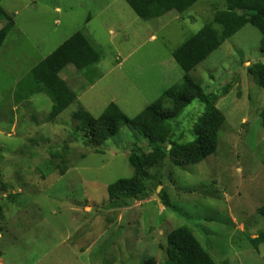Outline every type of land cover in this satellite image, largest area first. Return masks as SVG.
Listing matches in <instances>:
<instances>
[{
  "label": "rangeland",
  "instance_id": "obj_1",
  "mask_svg": "<svg viewBox=\"0 0 264 264\" xmlns=\"http://www.w3.org/2000/svg\"><path fill=\"white\" fill-rule=\"evenodd\" d=\"M1 7L14 24L0 46L4 264H167V238L179 227L215 264H264V245L250 243L264 235V73L256 74L264 54L255 28L243 26L189 73L224 116L214 154L196 165L167 156L150 170L142 193L112 200L108 186L134 175L129 155L155 145L124 126L91 146L73 113L98 118L113 103L136 117L182 81L172 53L225 10V1L198 0L182 15L148 21L124 0H3ZM77 32L99 62L60 73L77 99L48 122L52 102L30 94L31 70ZM206 107L193 101L158 146L194 141ZM45 161L55 171L42 178L38 166Z\"/></svg>",
  "mask_w": 264,
  "mask_h": 264
},
{
  "label": "trees",
  "instance_id": "obj_2",
  "mask_svg": "<svg viewBox=\"0 0 264 264\" xmlns=\"http://www.w3.org/2000/svg\"><path fill=\"white\" fill-rule=\"evenodd\" d=\"M0 0V46L13 28V19L1 7ZM198 0H124L135 15L143 21L159 18L166 13L183 14ZM226 9L216 11L212 21L198 33L188 38L172 53V58L184 76L179 84L166 90L155 102L146 107L133 119L126 117L113 103H110L98 117H92L87 111L78 109L72 118L78 129L91 146H99L117 135L127 126L141 137L155 145L152 152L145 154L135 150L128 157V163L134 170L130 179H121L107 188L109 199H130L143 192L149 172L161 164L167 156L185 165H196L214 154L224 116L215 107L199 84L190 78L189 73L217 50L227 39L234 36L243 26L250 25L261 36L259 51L264 54V0H224ZM218 27V29L216 28ZM99 62V54L91 47L80 32L73 34L53 53L39 62L31 70L33 87L31 95L44 94L52 102L47 116L51 122L60 113L76 102V94L60 79V73L73 66L77 72L89 70ZM264 73V64L256 68V74ZM193 101L207 105L204 115L193 127L195 140L185 145L171 142L163 148L159 144L170 140L172 129L170 122L180 115ZM1 160V156H0ZM55 167L50 161L38 166L41 177L53 173ZM264 219V205L259 210ZM254 248L264 245V235L250 240ZM1 257V252H0ZM143 264H156L146 261ZM167 264H215L207 252L200 246L190 230L179 227L167 238Z\"/></svg>",
  "mask_w": 264,
  "mask_h": 264
},
{
  "label": "crops",
  "instance_id": "obj_3",
  "mask_svg": "<svg viewBox=\"0 0 264 264\" xmlns=\"http://www.w3.org/2000/svg\"><path fill=\"white\" fill-rule=\"evenodd\" d=\"M190 9V8H189ZM188 9V10H189ZM186 12V11H185ZM184 12V13H185ZM183 13V14H184ZM180 15H182V14H180ZM162 17V16H161ZM160 18V17H159ZM111 32V31H110ZM112 33V32H111ZM148 40L149 41H151V42H154V41H156V35H155V33H153V32H149L148 33ZM0 240H3V236L1 235V233H0ZM0 252H1V257H0V264H4V260H3V253H2V251L0 250Z\"/></svg>",
  "mask_w": 264,
  "mask_h": 264
}]
</instances>
